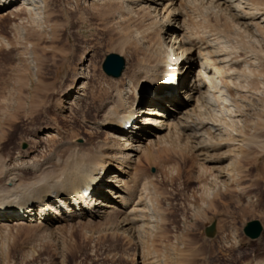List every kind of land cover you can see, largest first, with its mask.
<instances>
[{
    "label": "rangeland",
    "instance_id": "rangeland-1",
    "mask_svg": "<svg viewBox=\"0 0 264 264\" xmlns=\"http://www.w3.org/2000/svg\"><path fill=\"white\" fill-rule=\"evenodd\" d=\"M36 1L31 5L18 1L14 16H0V159L6 169L22 173V180L38 174L32 171L35 164L54 166V160L74 150L75 145H94L106 140L108 130H91L88 121L94 120L97 112L101 116L106 110L105 107L100 111L102 101L98 98L104 92L122 88L125 81L106 75L103 63L107 55L115 53L125 59V69L131 70L136 64L133 54L139 61L151 59L147 38L154 35L145 30L141 16L123 21L116 11L107 10L114 4L107 5L102 0ZM252 1H257L259 9L264 10V0ZM178 4L185 16L176 18L177 25L173 24L178 26L186 17L187 23L197 29L201 41L204 44L207 41L206 49L197 44L199 49L193 54L190 76L198 81L203 79L202 73L211 78L208 81L212 86L211 93L208 92L211 97H205L207 83L200 88L201 93H196L204 97L202 102L198 105L190 102L187 106V110L195 111L190 117L191 127L178 130V139L174 137L168 148L160 146L155 153L152 150L153 160L136 153L134 160L141 161L132 165L125 179L132 184L137 182L138 186L130 188L134 200L124 210L136 223L131 221V225L124 226L121 221L126 214L122 209L108 220L69 219L49 227L25 224L21 229L16 227L17 231L13 227L0 228V264H255L258 261L262 264L264 24L258 25L259 33L253 25L246 28L251 21L243 20L241 11L226 7L229 3L221 5L229 17L238 14L240 18L231 19L248 31L249 38L241 36L224 16L218 18L207 3ZM164 14L161 12L160 27L156 29L161 35L155 33L154 37L159 46L163 45V39L169 42L163 34L168 24H162ZM200 14L206 15V21L193 19ZM145 18L144 21L151 19L148 15ZM199 51L202 57L209 56L212 70L201 68L204 59L199 58ZM84 79L87 87L80 89ZM214 82L221 87L217 88ZM80 92L81 99L70 104ZM179 95L183 100L184 96ZM199 106L201 111L196 108ZM141 115L137 113L136 118ZM233 120L240 123L230 131ZM209 127L218 130L210 134ZM197 130L198 136L207 133V138H190L191 131ZM240 131L245 136L238 134L236 139L252 144L260 137L261 144L242 149L245 154L236 158L235 145L226 134ZM49 132L51 137H47ZM208 134L215 142L225 143L208 150L207 155L213 161H208L198 149L201 142L209 140ZM247 158L253 160L245 162ZM119 168L110 173L120 175ZM133 208L141 210L137 214L143 217L134 216ZM252 221L263 226L258 240H251L244 233L245 226ZM213 224L216 230L209 237L206 231Z\"/></svg>",
    "mask_w": 264,
    "mask_h": 264
},
{
    "label": "bare ground",
    "instance_id": "bare-ground-1",
    "mask_svg": "<svg viewBox=\"0 0 264 264\" xmlns=\"http://www.w3.org/2000/svg\"><path fill=\"white\" fill-rule=\"evenodd\" d=\"M18 1L19 3L21 1V3L24 4L27 2L28 5L37 3L36 0H0L1 18L14 16L18 10L17 8H14V5ZM102 1L104 4L107 3V5L114 4L113 6H108L107 10L110 12L116 11V16L123 21H132L133 18L136 19L141 16L140 18L141 21L144 22L145 30L154 33L152 37L147 38L149 44L147 49L151 50L149 52L152 57H150L151 59H143V61H139L136 59V55L133 54L136 64L133 65L131 70L129 67L124 70L122 75L123 78L121 77V79L125 81L124 86L113 90L111 93L104 92V94L98 98V100L102 101L100 111L103 112L105 107L106 110L101 116L98 115V112L96 111L97 114H95V119L90 120V122L88 121L92 126L88 127L91 130L107 129L108 132H106L105 141L94 145H87L90 147L89 149L85 144L82 146L75 145L77 147L72 151H67V154H64V152H66V150H63L65 149L64 147L61 149L64 151L62 152L64 157L61 156L62 158L58 160L55 158L56 160L54 161L56 164L54 166L51 165L49 167V165L46 164L45 166H47V168H44L45 166L43 167L35 164L32 171L35 173L37 172L38 174L36 173L37 175L34 178L27 180H22V173L17 172L14 168L9 170L6 169L3 159H0V228L3 230L13 227L17 231L18 226L21 229V226L25 224H31L32 226V224L35 223L40 225H36L38 227H49L53 224L62 223V221H69V219H107L110 218L109 216H112V214L118 215V211L121 212L122 209L123 213L126 214L124 210L131 207L134 200L130 193L131 189H135L138 186L137 182L132 184L130 179H125L126 175L130 172L128 170L133 169L132 165L141 161L138 159L136 161L134 160L136 153H141L148 161L155 158L152 150H154L155 153L156 148L158 149L160 146H164L165 149L166 146L168 148L170 144L172 145L173 138H177L179 134L178 130L182 128L185 130L191 127L190 117L194 115L195 111L187 110V106L190 102L195 101L197 105L202 102L201 100L204 99V97H200L196 93H201L199 92L200 88L206 86L207 83H209V88H205V97H211V94L209 93H211L210 88H212V86H210L211 82H208L209 80L211 81V78L209 79V77L204 76L203 73L201 74V77L203 78L201 81L191 80L190 76L195 61L193 54L199 49V47L197 48V44H199L202 49H206L205 45L207 41L205 44L201 41L195 32L197 29L187 23L186 17L178 26L173 24V22L176 21V18H182L185 16L181 4L177 5L179 1L180 3L185 2L186 4H193V6L207 3L210 7L212 6L214 9L213 12L218 18L224 16L226 20L229 23H232L233 27L239 31L241 36L250 38L251 35L248 31L243 30L232 21L231 18L233 17L240 18L238 14H232L231 17H229L227 10L223 9L221 5L229 3L226 7L236 12L241 11L240 13L242 14L243 20L251 21L249 25L246 24V28L253 25L255 26V30L258 31L257 28L261 27L258 25L264 24V10L259 9L258 2L252 0ZM234 2H237V4ZM115 3L117 5H115ZM164 3L166 4L164 5ZM159 6H163V8L158 9ZM161 12L165 13L162 16V24L165 25L168 23L167 28L163 29V34L165 33L168 36L167 40H169V42L163 39V45L159 46L158 41H154V37H157L155 36V33L159 36L161 35L159 30L156 31V29L160 27L159 16L161 15ZM203 12L206 11L203 10ZM146 15L150 16L151 19L144 21L146 20ZM204 17H206L204 14H200L199 16L194 15L193 19L196 22H198L199 19L206 21V18L204 20ZM258 18L259 20L261 19L260 22L253 23V21ZM260 31H258V33ZM216 40L220 41L219 38ZM250 40L252 41V39ZM208 42L212 43V40H209ZM160 47L164 52L160 51ZM215 53L217 54V52ZM198 54L199 58L202 60L204 59L203 63H201V68L208 71L212 70L210 67V61L208 63L209 56L207 57L206 55V58L202 57L200 51ZM262 55L264 54L262 53ZM222 60L226 62V59ZM171 67L173 68L171 69ZM174 79L180 81L181 92L176 90L175 87H172L170 81ZM214 83L217 88L221 87L218 82ZM86 87L87 81L84 79L80 89H86ZM220 90L221 89H217L216 91L222 95L223 91ZM179 94L184 96L183 100L182 98L180 99ZM77 95L79 97L76 101L70 102V104H75L81 99V92ZM212 96L214 97V95ZM209 100L210 99H208V101ZM143 104L145 105V108L142 109L140 106ZM196 108L201 111L202 106ZM137 113H142L140 119L136 118ZM179 115L180 120H178ZM129 122L134 124L132 127L133 129L130 132L123 128V126ZM142 123L143 125H141ZM236 123H240V121H231V128L228 130L233 131L232 128H235ZM193 125L195 126V124ZM208 130L210 134H213L214 131H217L218 129L213 130L209 127ZM191 132L192 134L190 135L192 136H189L190 138H199L200 136L207 138L205 136L207 133L198 136V133H200L198 130L197 132ZM50 133L51 132L48 133L47 137L52 136ZM210 134L208 135L210 136ZM238 134L242 135L243 138L245 136V133L242 131L238 133L228 132L226 134L230 138L228 141L235 145L234 151L237 153L234 154V157L236 156V158H240L242 154H245L244 150L254 146L256 143L257 145L261 144V141H259L261 138L258 135V142L248 144L245 143L244 140L240 141L236 139L235 137L240 136ZM208 139L209 140L201 142L198 149L200 152H204V156H206L208 161H213V157L207 155L208 150L215 149L217 146L225 143H223V141L220 143L215 142L211 136ZM263 145L264 144L262 143V146ZM25 154L28 155L26 152ZM250 155L252 156L251 153L247 154V156L251 158ZM250 158H247L245 162L253 160V158ZM29 161L31 162V160ZM118 166H120V168L119 170L117 169V171H119L118 173L120 175L110 173V171H114V169L116 171ZM104 174H106V176H104ZM143 188L147 189V186L144 185ZM87 190L91 192V197L84 201L85 191ZM143 191L147 192V190ZM71 196H73V198ZM36 206L38 207V210L34 214V208ZM66 211L68 214H66ZM131 212L136 213L134 216L139 217L140 215H138L137 212H141V210L133 208ZM143 212L144 211L142 210V213ZM36 215L40 218H35L34 220V216L36 217ZM131 217L134 220L136 218L133 216ZM140 217H143V214ZM131 221L132 219L129 218L127 213L122 217L121 223L124 224V226H129L132 222L134 224L136 223L135 221ZM148 228L151 229L149 226ZM9 231L10 230H8V232ZM258 262L255 264H258ZM262 264H264V261H262Z\"/></svg>",
    "mask_w": 264,
    "mask_h": 264
},
{
    "label": "water",
    "instance_id": "water-1",
    "mask_svg": "<svg viewBox=\"0 0 264 264\" xmlns=\"http://www.w3.org/2000/svg\"><path fill=\"white\" fill-rule=\"evenodd\" d=\"M126 67L125 59L118 54H109L107 55L104 63H103V71L109 77L119 79L122 77L123 72ZM216 230V224H213L209 228H207V235L209 237H213ZM263 232V226L259 221L249 222L245 228V235L251 240H257L261 237Z\"/></svg>",
    "mask_w": 264,
    "mask_h": 264
}]
</instances>
